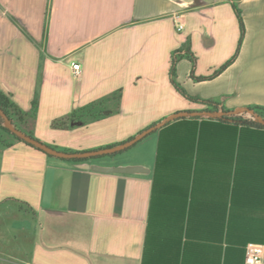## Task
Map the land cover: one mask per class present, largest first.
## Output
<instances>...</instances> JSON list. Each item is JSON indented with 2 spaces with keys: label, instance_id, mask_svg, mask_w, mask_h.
I'll return each instance as SVG.
<instances>
[{
  "label": "crops",
  "instance_id": "obj_1",
  "mask_svg": "<svg viewBox=\"0 0 264 264\" xmlns=\"http://www.w3.org/2000/svg\"><path fill=\"white\" fill-rule=\"evenodd\" d=\"M184 46L194 60H178L176 81L191 96L227 111L264 105V0H0V90L60 150L117 145L173 113L213 111L171 80ZM103 98L110 115L72 119ZM4 138L0 264H244L246 245L264 243V127L177 117L86 160L133 172Z\"/></svg>",
  "mask_w": 264,
  "mask_h": 264
},
{
  "label": "trees",
  "instance_id": "obj_2",
  "mask_svg": "<svg viewBox=\"0 0 264 264\" xmlns=\"http://www.w3.org/2000/svg\"><path fill=\"white\" fill-rule=\"evenodd\" d=\"M234 9L236 13L238 14L239 21H240V27H241V39L240 44L242 42L243 36L245 34V25L241 16V12L238 8V6L233 3ZM239 50V49H238ZM188 57L192 60L194 58L192 57L191 53L189 52L188 46L181 47L174 51L173 53V62L171 66V80L177 90L184 95L186 98L193 100V101H202L208 104V106L212 107L214 110L213 112H217L220 110L227 111L221 102L216 101L215 99H201L198 97L191 96L177 81H176V65L178 60L181 57ZM225 66H223L221 69H223ZM220 69V70H221ZM107 100L106 98L96 100L93 102L88 103L85 106L78 107L74 109V111L71 114V117L73 120L77 121L78 123L85 124L89 120L95 119L99 120L102 119L112 113V110L107 107ZM37 104V100L34 101V107ZM0 108L7 114L8 118L12 121V123L18 128L26 132L27 134L34 137V134L31 130L28 129L29 125V119L31 117L35 116L34 113H30L22 109L18 104H16L4 91L0 90ZM248 109H252L255 111L256 114L262 116L264 118V105H250L246 106ZM199 117V116H194ZM219 119L223 120H232L236 123L245 124V125H251V126H260L264 127V124H262L254 115L248 113L247 111H240L233 115H222L217 116ZM64 124V120H56L54 125L61 126ZM6 135H11L15 139H18L20 141H24L25 143L34 146L25 140L21 139L17 135H15L8 127L6 126V119L0 114V142L6 146H10V143L6 141L4 138ZM35 147V146H34ZM37 148V147H36ZM101 157V156H97ZM96 158V157H94ZM85 160V159H82ZM72 161H80V160H72Z\"/></svg>",
  "mask_w": 264,
  "mask_h": 264
},
{
  "label": "water",
  "instance_id": "obj_3",
  "mask_svg": "<svg viewBox=\"0 0 264 264\" xmlns=\"http://www.w3.org/2000/svg\"><path fill=\"white\" fill-rule=\"evenodd\" d=\"M240 111H247L248 113L254 115L262 124H264V118L258 114L255 113L254 110L248 109L246 107H240L238 109L234 110H220L217 112H213L210 110H194V111H180L173 113L161 121L151 125L150 127L144 129L143 131L137 133L132 138L109 147H103L99 149H93V150H87V151H65L60 150L36 137H33L26 132H24L21 129H18L12 121L8 118L7 114L0 108V114L6 119V126L8 129H10L15 135L20 137L21 139L25 140L26 142L34 145L38 149L43 150L44 152L56 156L62 159L67 160H80L77 162H80L82 167L85 168H91L98 171H114V172H133L135 171L133 167H121V168H110V167H104L97 164H88L86 160L92 159L97 156H103L108 154H113L117 152H121L123 150H126L132 146H134L136 143L144 139L146 136L151 134L153 131L157 130L158 128L162 127L164 124H166L169 120L177 117H186V116H204V115H210V116H222V115H233ZM85 159V160H82Z\"/></svg>",
  "mask_w": 264,
  "mask_h": 264
},
{
  "label": "built area",
  "instance_id": "obj_4",
  "mask_svg": "<svg viewBox=\"0 0 264 264\" xmlns=\"http://www.w3.org/2000/svg\"><path fill=\"white\" fill-rule=\"evenodd\" d=\"M178 29H183V23L177 18ZM74 75L79 76L82 72L80 62H71ZM244 264H264V243L250 242L246 245Z\"/></svg>",
  "mask_w": 264,
  "mask_h": 264
},
{
  "label": "rangeland",
  "instance_id": "obj_5",
  "mask_svg": "<svg viewBox=\"0 0 264 264\" xmlns=\"http://www.w3.org/2000/svg\"><path fill=\"white\" fill-rule=\"evenodd\" d=\"M149 137H152V136H149ZM149 137L147 139H150Z\"/></svg>",
  "mask_w": 264,
  "mask_h": 264
}]
</instances>
